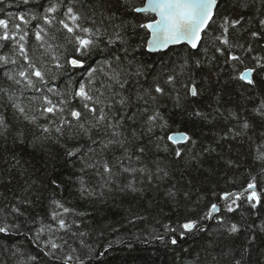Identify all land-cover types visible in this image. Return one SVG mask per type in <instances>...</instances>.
Listing matches in <instances>:
<instances>
[{
    "label": "snow or ice",
    "instance_id": "obj_1",
    "mask_svg": "<svg viewBox=\"0 0 264 264\" xmlns=\"http://www.w3.org/2000/svg\"><path fill=\"white\" fill-rule=\"evenodd\" d=\"M258 3L43 0L19 13L0 7V80L9 83L0 89V109L10 108L12 123L32 130L28 144L44 161L62 157L71 165L67 177L36 175L14 151L26 143L22 128L9 150L12 125L0 110V256L15 264H94L113 247L110 241L97 251L98 238L148 219L125 198L138 203L154 192L169 212L158 211L168 222L157 220L152 238L180 247L199 235L205 253L220 249L216 264H250L257 234H264V223L248 219L264 214V0ZM177 46L186 55L158 66L139 59ZM77 71L84 75L73 80ZM205 95L212 100L201 106ZM174 114L192 128L174 130ZM197 124L209 126L210 140ZM223 144L243 151L225 158ZM212 158L216 164L206 167ZM66 186L83 206L64 198ZM109 205L121 211L120 221L97 219ZM152 207L149 201L144 211ZM195 264H202L199 253Z\"/></svg>",
    "mask_w": 264,
    "mask_h": 264
},
{
    "label": "trees",
    "instance_id": "obj_2",
    "mask_svg": "<svg viewBox=\"0 0 264 264\" xmlns=\"http://www.w3.org/2000/svg\"><path fill=\"white\" fill-rule=\"evenodd\" d=\"M42 2L43 0H32V4L24 5L22 0H4V3L0 4V7H3L5 12L19 13L27 11L29 8H32L33 5ZM255 7H259L258 0ZM255 7L253 8V13L255 12ZM33 10H35V8H33ZM177 53H179L180 56L186 55V52L182 51L181 46H179L168 50L166 54L145 53L143 56L139 57V59L143 60L145 63L155 64L158 66L162 59L164 61H169L170 58L176 59ZM95 59L96 58H94L93 61H90V63L94 64ZM82 75H84L83 71H77L71 78L75 80ZM64 79H67V77ZM212 87L215 88L218 87V85L214 84ZM8 88L9 83L5 80H0V89ZM211 100V96L205 95L198 101V104L205 106L211 102ZM221 103L227 107L231 101L229 100V97L225 95L222 97ZM0 110L4 111L5 116L12 125L8 140L9 150H12V136H14L22 128L25 136L27 137L26 143L23 147L16 146L14 151L23 157V159L31 162L32 166L36 170V175H41V173L45 170H47V173L50 176L62 174L64 177H67L70 174L71 165L64 164L62 157L57 158L56 160L44 161L39 153L34 152L31 149L28 141L31 139L32 130L26 126L12 123L14 121V116L10 108ZM173 119L176 121L173 126L174 130H183L185 127L192 128V124L188 122L186 118H182L178 114H174ZM194 130L198 134H202L203 139L206 142L212 138L209 126L207 125L201 126L197 124ZM218 151L221 152L225 158H228L229 156L236 158L239 155V152L243 151V149H241L239 145H234L232 150L229 151L228 145L223 144V147L218 149ZM4 154L5 150L2 146V141H0V156H4ZM209 164L215 165L216 159H210L205 166L207 167ZM2 167L3 161L0 160V168ZM222 168L223 165L221 164V169ZM177 187H180V185H177ZM63 196L65 199L72 200L74 204L83 206L82 202L77 199L74 186H66ZM154 196L157 200H159V203L153 200ZM149 201H153V207L148 212H145L144 209ZM117 203H120L119 198H117ZM129 203L135 204L137 211L146 215L148 219L144 222H137L135 225L124 224L120 233H106L103 238H98L99 243L96 245L97 251L103 250V248L106 247L110 241L113 242V247L109 249L104 256H97L94 260V264H195V258L198 253L202 264H216V260L221 259L219 248L210 250V253H205L203 251L204 241L199 235L195 238H189L187 242H182L180 247L165 246L160 241L155 240L149 235L153 229H159L157 220L168 222L167 218L163 215L157 216V213L161 208H163L164 213L169 212V206L164 203L160 193H146L145 198L140 200L138 203L133 201L131 197L125 198L124 204L127 206ZM97 219L103 221H120L121 211L109 205L107 208H104L102 212L97 214ZM173 219H175V217H173ZM248 219L250 222L255 221L254 227H256L264 223V214H254L251 217H248ZM184 249H187L188 251L185 252ZM213 257L216 259L214 260ZM249 261L250 264H264V234H257V239L250 250ZM0 264H15V261L14 259H11L9 255L5 254L0 256Z\"/></svg>",
    "mask_w": 264,
    "mask_h": 264
},
{
    "label": "water",
    "instance_id": "obj_3",
    "mask_svg": "<svg viewBox=\"0 0 264 264\" xmlns=\"http://www.w3.org/2000/svg\"><path fill=\"white\" fill-rule=\"evenodd\" d=\"M177 47H179V46H177Z\"/></svg>",
    "mask_w": 264,
    "mask_h": 264
}]
</instances>
